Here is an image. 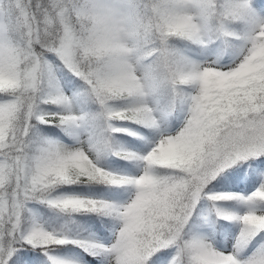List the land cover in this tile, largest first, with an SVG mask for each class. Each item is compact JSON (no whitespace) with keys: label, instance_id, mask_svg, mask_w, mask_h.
<instances>
[{"label":"snow or ice","instance_id":"snow-or-ice-1","mask_svg":"<svg viewBox=\"0 0 264 264\" xmlns=\"http://www.w3.org/2000/svg\"><path fill=\"white\" fill-rule=\"evenodd\" d=\"M232 23L248 30L241 36L229 30ZM173 37L198 45L235 37L246 45L238 63L220 69L184 56L170 44ZM46 53L83 80L100 105L98 116H59V125L81 145L85 141L78 133L87 134V150L48 141L35 155L28 154L33 117L52 122L38 110L39 103L69 109L72 104ZM165 90L173 94L167 103ZM0 95L5 97L0 100V264L30 258L17 249L21 241L44 249L49 264H81L48 250L68 244L93 257H110L109 264H149L155 253L173 246L177 254L171 264H264V246L245 261L238 255L264 232V214L256 212L264 203V184L249 196H209L249 206L242 216L217 209L224 219L243 225L234 253L218 251L200 238H184L203 190L221 171L249 160L264 168V16L251 0H0ZM175 99L188 105V118L176 134L162 135L146 155L116 153L143 161L142 175H117L98 166L91 153L108 147L106 133L137 135L114 128L111 121L158 130L172 114ZM116 101L127 105L117 108ZM99 119L106 126L97 125ZM157 169L173 174L159 175ZM82 182L135 187L134 199L122 207L78 196L47 200L65 212L115 216L121 227L114 243L69 239L40 224L24 231L30 199L58 185Z\"/></svg>","mask_w":264,"mask_h":264},{"label":"trees","instance_id":"trees-1","mask_svg":"<svg viewBox=\"0 0 264 264\" xmlns=\"http://www.w3.org/2000/svg\"><path fill=\"white\" fill-rule=\"evenodd\" d=\"M251 3L257 14L264 16V0H251ZM228 28L230 31L237 32L241 36H243L246 30H248V27L243 23H232L228 25ZM227 40L228 42L226 43L224 37H220L219 39L213 38L211 43L198 45L183 38L173 37L170 40V44L174 49L178 50L192 61H194L195 58H199L205 53V51H207L210 54L212 53L213 56H217L221 62L228 63L240 54L242 51L241 49L246 42L243 39H237L235 37H228ZM37 50L39 51L40 49L38 48ZM45 55L53 66L56 67L55 69H57L61 80L64 81L68 90H70L69 97L72 98V102L75 105L76 110L79 112V115L98 116L101 112L100 105L95 102L94 97L88 95V86L86 83L68 70L54 54L46 53ZM184 87L186 91L190 90L188 86ZM44 94L46 95L47 92ZM4 98L5 97L0 95V100ZM172 99L173 94L169 90H165L164 102L167 103ZM126 105L127 101L114 102V106L117 108H123ZM186 105L187 104L182 103L180 99H175L174 110L170 116L166 117V122L170 128L176 127L181 123L182 116L186 111ZM149 106L152 107L154 105L149 104ZM39 108V111L43 114L46 112L64 113L69 111V108L42 102L39 103ZM95 123L99 126H106L105 121L102 119L95 121ZM111 123L114 128L129 129L132 132L137 133V135H129L127 132L123 131H109L106 133L110 141L108 147L99 155L95 152L92 153L94 159L97 160L98 165L101 164L111 167V169L106 171H110L117 175L128 176V173L122 169L137 170L141 168L144 162L141 160L124 159L121 155H117L116 153L130 152L140 156L144 155V152L142 151L143 147L148 144L149 138L159 133L160 129H150L127 120H115L111 121ZM61 138L74 143L77 140L73 135H69L65 128L59 125V121L41 123L37 120V122L33 123L32 119L31 129L26 137L28 154L35 155L36 150L46 142H58ZM118 167H121V169L118 170ZM262 169L263 168L255 166L252 161L249 160L242 163H236L221 171L203 190L201 198L195 205L192 215L185 226L184 238L190 240L198 237L202 226V220L206 214L204 201H208L210 204L209 210L212 214L214 223H216L217 238L223 243L227 238L229 231L234 230L237 220L224 219L222 216L218 215L217 209L236 215L233 210L234 204L232 203L237 202V200L212 201L209 199V196L214 193H237L242 195L244 192H249L254 187H256L257 190L262 184H264V182L258 184ZM157 174L171 175L173 172L172 170L157 169ZM135 191L136 189L132 185L116 186L83 182L70 185H58L48 193H42L32 199L33 201L31 202L40 209V213L43 216V220H45L46 226L41 225L42 223L38 220L40 217L37 214L38 212H36L31 203L27 202V209L24 213L23 229L24 231H27L33 224H40L45 229L54 231L62 237L91 240L103 244L104 241L112 240L117 233L119 225L121 224L118 218L88 211H61L51 207L47 203V200L67 196H78L87 199L104 200L122 207V201L131 197ZM251 194L252 193H250V195ZM259 205L264 206V203H260ZM262 234H264V232L260 233L253 241ZM252 242L247 249L251 247ZM21 244H23V246H21ZM16 247L20 253L30 254V258L22 260L21 264H49L48 258L44 255V249H34L31 245H27L22 241L18 243ZM172 249L173 247L161 249L160 252L153 255L149 264H154L157 261L166 258ZM48 250L61 256L70 255L71 252L77 251L80 257L82 256L83 262H81V264H105L107 261L106 256H90L82 248L74 244L52 246ZM161 253H164V256L162 259L158 260L157 257H160Z\"/></svg>","mask_w":264,"mask_h":264},{"label":"rangeland","instance_id":"rangeland-1","mask_svg":"<svg viewBox=\"0 0 264 264\" xmlns=\"http://www.w3.org/2000/svg\"><path fill=\"white\" fill-rule=\"evenodd\" d=\"M245 45H246V43H244L243 48L241 50H243L245 48ZM241 57H242V51L231 62L224 63V62H221L217 56H213L212 53L210 54L209 52L205 51V53L202 56H200L199 58H195L194 62L201 64V65L211 64L217 68L226 69V68L233 66L234 64L238 63L239 60L241 59ZM55 68L56 67H54V69ZM55 74L59 80L60 85L63 88V91L65 92L66 95L69 96L70 90H68V87L65 85L64 81L61 80L60 75L57 72V69H55ZM46 92H47V90H45V93ZM186 106H187L186 111L183 114L182 121L178 126L170 128L168 123L166 122V118L161 122V127H160L159 133H157L155 136L149 138L148 144L145 147H143L142 151L144 152V155H146L156 145V143H158V141L162 135L163 136L174 135L182 128L186 119L188 118V105H186ZM38 110H40L39 105H38ZM44 114H45L46 118L51 120V121H59V116L68 115V114L79 115V112L76 110V107L72 102L71 107H70L68 112H64V113L46 112ZM52 114H57V115L54 116ZM35 122H37V119L35 117H33V123H35ZM78 134L80 136V139L85 141V143L83 145H81L78 140H76V142L74 143V142H70L67 139H62V138L57 143L62 144V145H66L70 148L84 147L87 150L89 148V146L86 142L87 141V134L86 133H78ZM91 156H92V158H94L93 153H91ZM242 162H244V161H239L237 163H242ZM98 166L102 167L104 170L111 169L110 166L108 167V166L101 165V164ZM144 167H145V163L141 166L140 169H137V170H135V169H131V170L122 169V170H124L126 173H128L129 177H139L140 175L143 174ZM113 168H117V167H113ZM120 169H121V167H118V170H120ZM259 178L260 179H259L258 184L263 183L264 182V168L261 170ZM254 191H256V187H254L249 192H244L242 195L249 196L250 193H253ZM135 192L132 194L131 197H128L124 200L121 199V200H123L122 201L123 206L130 203L131 200L134 199ZM32 201L33 200L30 199L28 202L31 203ZM204 202H205V213L206 214L204 216V219L202 220V226H201V229H200V232H199V235L197 238L205 240V242L211 244L216 250L224 252L225 254L234 253L236 251L235 245H236L237 238L239 237L240 231L243 227L242 223L237 220L234 230H230L229 234L227 235V238L224 240L223 243H221V241H219L217 238L216 223H214L212 214L209 210L210 204L208 201H204ZM232 204H234L233 210L236 213V215L242 216L249 211V206L244 202L237 201V202L232 203ZM31 205L35 208L36 212H38L37 214L40 216L38 218V220H39V222L42 223L41 225L46 226L45 220H43V216L40 213L41 212L40 209H38L32 203H31ZM256 212H257V214H264V206L258 204L256 206ZM120 227H121V224L119 225L117 233L115 234V236L113 237L112 240L103 242V244L105 246H110L112 243H114L115 239L118 236V232H119ZM261 246H264V234H262L255 241H253L252 245L249 249L240 252L238 254L239 259L242 261L249 259L257 250H259L261 248ZM176 254H177V249L173 246V249L167 255L166 258H164L160 261H157L154 264H171L172 259L174 256H176ZM64 256L76 259L80 262H83L82 256L80 257V255L77 251L71 252L70 255H64ZM110 259H111L110 257H107V259H106L107 261L105 262V264H109Z\"/></svg>","mask_w":264,"mask_h":264}]
</instances>
